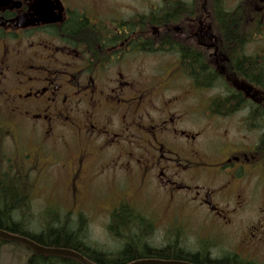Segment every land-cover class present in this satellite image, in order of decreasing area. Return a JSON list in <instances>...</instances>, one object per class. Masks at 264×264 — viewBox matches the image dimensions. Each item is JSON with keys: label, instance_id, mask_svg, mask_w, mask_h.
<instances>
[{"label": "flooded vegetation", "instance_id": "1", "mask_svg": "<svg viewBox=\"0 0 264 264\" xmlns=\"http://www.w3.org/2000/svg\"><path fill=\"white\" fill-rule=\"evenodd\" d=\"M261 35L264 0H0V107L8 135L27 140L22 168L45 169L52 154L80 203L100 169L91 158L104 159L103 172L230 226V201L250 203L254 176L264 187V126L250 128L264 124V88L250 79V59L264 64V51L250 50ZM175 42L197 50L218 81L198 84ZM213 121L247 134L204 144ZM255 129L258 141L244 140ZM115 190L116 207L132 205L135 190Z\"/></svg>", "mask_w": 264, "mask_h": 264}, {"label": "rangeland", "instance_id": "2", "mask_svg": "<svg viewBox=\"0 0 264 264\" xmlns=\"http://www.w3.org/2000/svg\"><path fill=\"white\" fill-rule=\"evenodd\" d=\"M250 50L253 52L264 51V35L254 37L250 42ZM160 63H166L164 57L159 54ZM1 106V105H0ZM7 112L0 107V128L2 139L0 149L4 151L6 157L19 160L21 152L27 148V140L18 135L17 142L13 136L7 135L4 128V119ZM208 125L209 138L204 140V144L215 146L224 138H230L237 142L247 134L246 130H241L235 125L228 124L226 121L206 123ZM236 127L237 130L230 129V133L225 135L224 128ZM252 127V126H250ZM213 131V133H210ZM260 129L250 131V136L244 140L256 143L260 136ZM21 137V138H20ZM16 144V150H15ZM54 153H59L55 150ZM48 159L51 165L45 169L36 170L34 166L28 165L29 180L32 183L30 213L35 220H44L47 209L51 212L59 213V216L70 214V219L75 221L76 213L81 212L86 218V232L89 242L108 252L116 251L119 248V240L113 239L107 231L109 221L108 209L115 205L120 193L115 190L117 185L121 186L122 191L133 194L134 206L153 219L155 229L150 235L149 242L161 245L168 241L178 240V243L186 250L195 251L200 247L207 249L210 256L214 254H225L236 252L248 258L253 264H264V244L254 242L252 234L258 236L256 227L263 230L264 237V187L261 189V180L254 176L251 184L255 188L251 189L250 203L240 207L230 201V226L220 228L218 223L212 222L211 214L203 207L194 203H186L182 200L178 202H168L155 188L144 185L139 187L134 176L124 173L103 172L102 167L107 164L104 159L92 157L95 167L100 168L95 177L90 180L86 196L80 203L71 200L68 195L70 187L68 177L63 175L59 164H53V155L49 154ZM24 158V156H23ZM60 158V157H59ZM27 161L26 158H24ZM23 164V162H21ZM13 169H18L19 165L12 163ZM19 170V169H18ZM114 182V186L112 185ZM76 203V204H75ZM235 207V208H234ZM76 211V213L74 212ZM47 215V214H46ZM210 248V250H209ZM25 246H19L13 242H0V264H24L29 252ZM214 253V254H213Z\"/></svg>", "mask_w": 264, "mask_h": 264}, {"label": "trees", "instance_id": "3", "mask_svg": "<svg viewBox=\"0 0 264 264\" xmlns=\"http://www.w3.org/2000/svg\"><path fill=\"white\" fill-rule=\"evenodd\" d=\"M163 14L166 15V12ZM174 44L181 54L183 63L190 62L187 65L191 71L189 74L198 84L211 85L218 81L213 70L205 63L206 59L201 58L197 50L188 48L189 51L182 44L177 42ZM238 63L242 65L239 60ZM250 79H254L264 88V64H259L257 59H250ZM217 110H220L219 106L214 107V111ZM251 126L262 127L264 124L253 123ZM262 144H264V133L260 136V145ZM31 189L32 183L28 173L8 165L6 154L0 149V229L28 237L44 246L72 249L97 264H126L141 258L174 259L196 264H250L231 253L213 258L207 249H203L205 246L195 251L186 250L178 240L168 239L161 245L151 244L149 238L153 233L154 223L126 205L110 211L107 224L108 234L120 241V247L113 252L103 251L89 242L86 218L82 213H78L75 221H72L69 212L61 217L59 213L47 209L43 215L44 220L32 219L29 211ZM0 242L8 241L0 239ZM26 251L29 255L24 264H80L68 257L36 254L29 248Z\"/></svg>", "mask_w": 264, "mask_h": 264}, {"label": "water", "instance_id": "4", "mask_svg": "<svg viewBox=\"0 0 264 264\" xmlns=\"http://www.w3.org/2000/svg\"><path fill=\"white\" fill-rule=\"evenodd\" d=\"M57 20H59V18ZM0 238L6 241L17 242L22 245H25L28 248H30L33 252H35L36 254L68 257V258L75 259L81 264H96L88 260L82 254L72 249L62 248V247L44 246V245L36 243L35 241H33L32 239L28 237L21 236L15 233H11L3 229H0ZM126 264H194V263L186 262V261H179V260H159V259L142 258V259L131 261Z\"/></svg>", "mask_w": 264, "mask_h": 264}, {"label": "bare ground", "instance_id": "5", "mask_svg": "<svg viewBox=\"0 0 264 264\" xmlns=\"http://www.w3.org/2000/svg\"><path fill=\"white\" fill-rule=\"evenodd\" d=\"M201 250V249H200Z\"/></svg>", "mask_w": 264, "mask_h": 264}]
</instances>
